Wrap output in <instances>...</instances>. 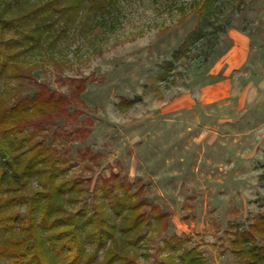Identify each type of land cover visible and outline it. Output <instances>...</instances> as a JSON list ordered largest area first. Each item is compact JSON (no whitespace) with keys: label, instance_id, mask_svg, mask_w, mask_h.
Wrapping results in <instances>:
<instances>
[{"label":"rangeland","instance_id":"rangeland-1","mask_svg":"<svg viewBox=\"0 0 264 264\" xmlns=\"http://www.w3.org/2000/svg\"><path fill=\"white\" fill-rule=\"evenodd\" d=\"M47 1L21 2L26 10ZM101 4L81 8L55 39L10 62L0 78V131L13 126L3 112L23 106L13 117L17 139L30 137L57 158L59 181L79 183L53 215H96L115 226L98 250L84 240L91 264L113 250L112 264H179L168 243L177 237L206 264L243 263L234 239L264 218V0ZM42 93L63 102L30 107L27 99ZM44 187L34 177L21 191L32 199ZM28 204L14 208L20 219ZM136 220L131 246L120 229Z\"/></svg>","mask_w":264,"mask_h":264},{"label":"trees","instance_id":"trees-1","mask_svg":"<svg viewBox=\"0 0 264 264\" xmlns=\"http://www.w3.org/2000/svg\"><path fill=\"white\" fill-rule=\"evenodd\" d=\"M21 1L0 0V78L10 75L12 61L40 48L44 39H55L59 28L81 8L103 7L101 0H50L25 10ZM27 102L30 107L39 104L37 107L42 109L46 104L60 105L63 99L42 93L29 97ZM23 110V106L16 105L9 112L5 110L1 117V120L12 121L13 126L0 131V192L12 193L0 199V257L6 255L11 259L10 264H91L96 255L86 254L84 240L91 245L96 244L98 250L113 237L115 226L108 225L106 228L105 221L96 215L85 216L82 221L77 214L64 218L53 215L65 211L61 200L67 192L74 191L78 182L59 181L62 176L60 161L46 150L39 149L40 144L33 143L30 137L17 139L15 132L21 124L13 117ZM9 134L15 137L12 135L11 138ZM34 177L42 179L47 188L27 199L21 189ZM27 201V211L20 219L19 212L14 208ZM142 206L144 204L140 201L132 202L127 211L133 213ZM157 218L162 221L165 216L159 214ZM263 219L255 222L251 231H239L234 239L239 255L244 258L241 264H264V246L257 243L254 234L264 235ZM139 227L140 222L136 220L131 228L122 227L120 230L128 238ZM168 243L180 252L179 264H206L200 252L192 248L181 249L183 244L179 237L172 238ZM127 244L136 246V239L129 237ZM117 255V251H110L108 258L99 264H112L118 259ZM120 260L121 264L128 262L126 258Z\"/></svg>","mask_w":264,"mask_h":264},{"label":"crops","instance_id":"crops-1","mask_svg":"<svg viewBox=\"0 0 264 264\" xmlns=\"http://www.w3.org/2000/svg\"><path fill=\"white\" fill-rule=\"evenodd\" d=\"M254 84V83H253ZM253 84H250L248 87H247V89H246V93H248V91L250 90V88L253 86ZM227 89L225 88V89H217L214 93H215V96H214V98H220V99H222L221 98V96H226L227 95ZM247 96V95H246ZM207 97H209V96H207ZM211 97V96H210ZM217 99H215L214 101H216ZM208 102L210 101L211 102V100H207Z\"/></svg>","mask_w":264,"mask_h":264}]
</instances>
